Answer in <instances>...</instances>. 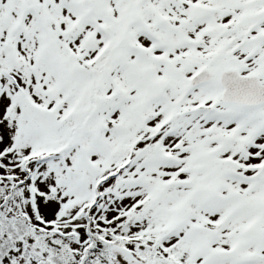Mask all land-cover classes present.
<instances>
[{
	"label": "snow or ice",
	"instance_id": "6c2138e0",
	"mask_svg": "<svg viewBox=\"0 0 264 264\" xmlns=\"http://www.w3.org/2000/svg\"><path fill=\"white\" fill-rule=\"evenodd\" d=\"M0 264H264V0H0Z\"/></svg>",
	"mask_w": 264,
	"mask_h": 264
}]
</instances>
